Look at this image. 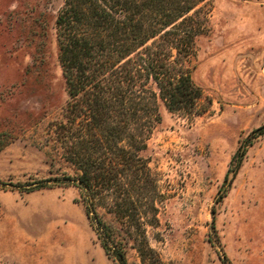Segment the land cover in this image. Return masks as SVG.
Returning <instances> with one entry per match:
<instances>
[{
	"label": "rangeland",
	"instance_id": "1",
	"mask_svg": "<svg viewBox=\"0 0 264 264\" xmlns=\"http://www.w3.org/2000/svg\"><path fill=\"white\" fill-rule=\"evenodd\" d=\"M65 1L0 0V264H113L56 133L69 102L56 37ZM211 3L190 63L203 95L188 113L161 105L132 234L98 211L127 264H264V0Z\"/></svg>",
	"mask_w": 264,
	"mask_h": 264
},
{
	"label": "trees",
	"instance_id": "2",
	"mask_svg": "<svg viewBox=\"0 0 264 264\" xmlns=\"http://www.w3.org/2000/svg\"><path fill=\"white\" fill-rule=\"evenodd\" d=\"M211 2L66 0L57 16L58 61L69 97L58 142L80 171L74 183L86 217L113 264H127L125 251L98 211L132 234L130 223L150 194L141 153L161 123V105L188 113L203 95L190 63L197 39L208 31L204 7ZM253 136L232 157L225 181L236 177L246 148L259 138Z\"/></svg>",
	"mask_w": 264,
	"mask_h": 264
}]
</instances>
